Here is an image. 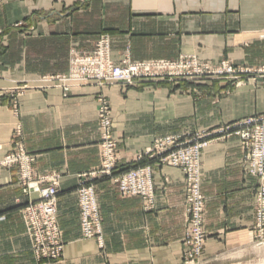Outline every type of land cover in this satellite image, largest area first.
Masks as SVG:
<instances>
[{"label":"crops","instance_id":"crops-1","mask_svg":"<svg viewBox=\"0 0 264 264\" xmlns=\"http://www.w3.org/2000/svg\"><path fill=\"white\" fill-rule=\"evenodd\" d=\"M119 63L230 59L264 66V0H0V159L21 143L35 177L59 176L57 217L65 241L60 262H36L15 168H0V264H182L188 231L183 172L138 157L166 136H192L264 115V76L134 86H74L67 95L43 76L67 73L72 50L90 52L101 35ZM112 107L118 171L151 165L155 208L122 196L113 179L87 180L101 164L100 97ZM19 129V132H18ZM239 136L216 138L202 155L207 240L202 257L250 245L257 179L245 173ZM96 187L103 246L83 236L78 188Z\"/></svg>","mask_w":264,"mask_h":264},{"label":"built area","instance_id":"built-area-1","mask_svg":"<svg viewBox=\"0 0 264 264\" xmlns=\"http://www.w3.org/2000/svg\"><path fill=\"white\" fill-rule=\"evenodd\" d=\"M238 72L255 73L264 76V66L255 72L249 68L239 70L229 60L219 64L201 61L196 55L187 54L177 60L134 61L127 53L117 63L111 54V39L103 34L90 52L72 50L67 73L44 77V81L54 83L67 95L74 86L126 85L140 82L189 81L200 82L232 77ZM98 110L101 131V167L84 174L87 180L112 177L122 196H139L146 211L155 208V184L150 165L130 169L114 176L118 166V140L114 135L112 107L105 96L100 97ZM19 132V130H18ZM240 137L246 151L243 168L246 174L255 177V230L259 238H264V115L222 125L190 136H166L155 140L154 144L138 157L159 158L163 164L179 168L184 174L186 185V213L189 229L186 234L184 264L200 261L206 241V198L202 193V155L213 139ZM33 157L19 142L14 150L0 160V167L20 165L22 179L27 184L24 190L28 202L21 213L26 224L33 251L39 260H59L63 256L64 242L57 217L59 176L35 177L32 169ZM83 180L78 188L80 220L83 236L95 239L103 246V229L100 205L94 184Z\"/></svg>","mask_w":264,"mask_h":264},{"label":"rangeland","instance_id":"rangeland-1","mask_svg":"<svg viewBox=\"0 0 264 264\" xmlns=\"http://www.w3.org/2000/svg\"><path fill=\"white\" fill-rule=\"evenodd\" d=\"M224 60H229L233 63L232 60L230 59H224ZM223 60H221L220 62H222ZM220 62L218 63H212V62H209V63H212V64H219ZM70 63V61H69ZM234 64V63H233ZM235 66V65H234ZM236 68H238L237 66H235ZM239 70H241V67L238 68ZM64 74V73H63ZM251 74H255V73H248V72H238L237 74H235L233 77L231 75H224V76H221L219 78H216V79H228V80H237L238 78H241L240 75H251ZM52 76H55V75H52ZM44 77H50V76H43L41 78V81L44 82L45 84H50V83H53L55 84L54 82L55 81H44ZM63 90V89H62ZM64 91V90H63ZM71 92V91H70ZM69 92V93H70ZM109 101V100H108ZM225 125V124H224ZM19 130V129H18ZM17 145V144H16ZM16 147V146H15ZM7 155V154H6ZM144 158H149L147 156H144ZM2 159V158H1ZM0 159V160H1ZM141 159V160H143ZM149 159H157L159 160V158H149ZM118 166H119V160H118ZM143 166H147V165H143ZM143 166H139V167H143ZM151 166V165H150ZM100 167H101V164H100ZM99 167V168H100ZM0 168H15L16 171H17V174H18V178L20 180V184H21V188H22V192L23 194L27 197V195L25 194V189L27 188V184L25 183V181H23V177H22V172H21V166L20 165H10V166H2ZM119 168V167H118ZM118 168L116 169V171L114 172V176L120 174V173H123V172H126L130 169H134V168H130V169H126V170H123V171H118ZM138 168V167H136ZM32 169H33V166H32ZM153 169V168H152ZM108 178H111L113 179L112 177H108ZM114 181V180H113ZM28 202V198H27V201L26 203ZM26 203L22 206V208L26 205ZM21 208V210H22ZM255 226V225H254ZM255 228V227H254ZM189 229V228H188ZM206 231V229H205ZM83 233V232H82ZM28 234V233H27ZM187 234V232H186ZM206 235H207V232H206ZM258 232L257 230H255V235H254V241L248 245V246H245V247H241V248H236V249H231V250H224L222 251L220 254H218L217 256H215L214 258L212 259H204L202 257V254H203V250H204V247H203V250H202V254L200 256V261L198 262H195L194 264H264V238H259L258 236ZM29 236V235H28ZM30 238V237H29ZM186 238V236H185ZM62 240L64 242V249H63V256L61 259L59 260H39L34 251H33V248H32V244H31V250L34 254V258L36 260V262L38 263H44L46 261H56V262H60L62 261V259L64 258V251H65V241L62 237ZM206 240H207V237H206ZM31 242V240H30ZM98 242V241H97ZM99 243V242H98ZM205 244H206V241H205ZM204 244V246H205ZM100 245V244H99ZM186 245V244H185ZM101 246V245H100ZM187 250V246H186V249L185 251ZM185 251L183 252L182 256H183V262L182 264H184L185 262V259H184V253Z\"/></svg>","mask_w":264,"mask_h":264}]
</instances>
